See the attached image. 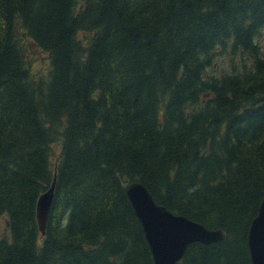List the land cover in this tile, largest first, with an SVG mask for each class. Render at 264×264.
Wrapping results in <instances>:
<instances>
[{"label": "trees", "instance_id": "trees-1", "mask_svg": "<svg viewBox=\"0 0 264 264\" xmlns=\"http://www.w3.org/2000/svg\"><path fill=\"white\" fill-rule=\"evenodd\" d=\"M263 28L264 0H0V264H154L133 180L224 232L176 264H251ZM32 45L45 73L30 68ZM221 54L227 67L209 73ZM54 172L41 236L36 201Z\"/></svg>", "mask_w": 264, "mask_h": 264}, {"label": "water", "instance_id": "water-1", "mask_svg": "<svg viewBox=\"0 0 264 264\" xmlns=\"http://www.w3.org/2000/svg\"><path fill=\"white\" fill-rule=\"evenodd\" d=\"M55 179L54 172L50 186L36 201V221L41 235L45 233L54 196ZM125 192L142 225L154 264H176L190 244H210L224 238L221 229H209L183 215L173 214L158 204L139 181L127 183ZM247 244L251 264H264V195L257 214L250 222Z\"/></svg>", "mask_w": 264, "mask_h": 264}, {"label": "rangeland", "instance_id": "rangeland-1", "mask_svg": "<svg viewBox=\"0 0 264 264\" xmlns=\"http://www.w3.org/2000/svg\"><path fill=\"white\" fill-rule=\"evenodd\" d=\"M262 36L260 41L264 42V28L262 29ZM21 41L23 42L24 45H26L25 37L21 35ZM33 49H30L27 51V60L30 63V68L32 72H35L36 75L39 74V72L42 71V73L46 72V69L49 66V57L46 52H43L39 50L38 48H34L32 45ZM229 63V58L226 55H218L216 57V60L213 63V67L208 69L209 73L212 74H218L221 72V70L225 69ZM53 148L56 153H59L60 150V145L59 144H53ZM4 217L1 218L0 221V235L5 233V225H4Z\"/></svg>", "mask_w": 264, "mask_h": 264}]
</instances>
